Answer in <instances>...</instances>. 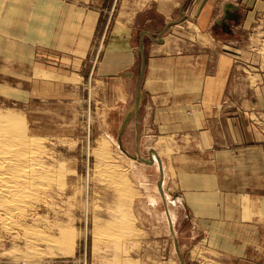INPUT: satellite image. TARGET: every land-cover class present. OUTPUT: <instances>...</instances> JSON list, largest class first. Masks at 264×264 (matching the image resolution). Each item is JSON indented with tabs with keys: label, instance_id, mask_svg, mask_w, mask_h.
Segmentation results:
<instances>
[{
	"label": "rangeland",
	"instance_id": "rangeland-1",
	"mask_svg": "<svg viewBox=\"0 0 264 264\" xmlns=\"http://www.w3.org/2000/svg\"><path fill=\"white\" fill-rule=\"evenodd\" d=\"M32 1L39 10L37 42L31 40L32 35L30 40H24V30L22 35L19 29V37L23 42L38 45L32 48V53L30 47L24 46L21 62L12 61L14 59L4 55L0 48V114L8 111L23 117L29 134L41 139L44 150L50 152L46 151L44 157L51 155L53 170L62 169L64 174L60 173L65 177L61 189V184H54L49 194L51 198H47L50 206L45 203L49 208L40 202L34 214L35 220L40 216L38 229L44 228L45 235L57 238L58 244L62 240L67 242L65 239L70 237L72 243L68 246L62 241L64 245L56 244L57 247L52 243L56 248L39 243L35 257L25 261L15 250L25 251L23 241H10L9 234H0V264H214L217 258L199 238V226L207 224L196 225L187 213L171 169V156H175L176 151L197 148H190V143L189 147L177 148V138L173 135L176 127L146 125L143 120L153 118V114L151 117L143 110L142 99L136 109L138 91L142 92L136 77L121 79L117 86L119 91L111 96L110 87L115 83L104 79L95 82L94 76H88L90 67L99 61L109 40L114 16L94 15L92 4L97 0ZM25 2L0 0V9L15 5L13 12L22 17L21 9L31 3ZM261 8L246 32L232 36V46L215 47L216 53L224 52L232 58L231 85L237 88L264 87V0ZM0 16L3 18L0 40L1 36L16 35L14 25L10 30L9 25H5L10 24L6 21L8 17ZM28 18L29 15H23L24 20ZM87 46L90 56L88 53L86 62H79V49ZM136 53L139 65L137 46ZM232 98L236 105L239 97ZM130 112L134 113L121 135V149L118 136ZM229 112L232 118H238L239 112ZM135 119L140 120L139 124ZM251 122L264 135V125L259 127L256 120ZM221 128L217 127L211 136V148L203 150L223 149ZM160 129L173 136L163 138L157 132ZM206 129L201 127L197 131ZM199 142L202 147L209 144L201 135ZM151 152L160 160L162 176ZM150 156L152 164L137 159L149 160ZM122 180L129 186L131 196L129 203L121 206L119 197L126 189ZM262 226L264 228V222ZM262 237L247 239L248 250L250 246L264 248V235ZM13 250L17 251L14 255ZM261 257L264 259V255Z\"/></svg>",
	"mask_w": 264,
	"mask_h": 264
},
{
	"label": "crops",
	"instance_id": "crops-1",
	"mask_svg": "<svg viewBox=\"0 0 264 264\" xmlns=\"http://www.w3.org/2000/svg\"><path fill=\"white\" fill-rule=\"evenodd\" d=\"M25 3L30 4L21 9L22 17L13 12L15 5L0 9L10 22L5 25L9 30L14 25L18 33L1 36L0 48L16 62H21L24 46L32 53L38 45L19 37V29L22 35L24 30V40L32 35L37 42L39 33V10L32 0ZM261 4L262 0H97L92 4L94 15L114 16V27L88 76H94L95 82L115 83L111 96L117 94L123 78L136 77L139 83L136 46L142 35V108L153 114L143 121L154 128L176 127V147L190 143V148H197L176 151L171 169L187 213L196 225L207 224L199 226V238L217 258L214 264H264V248L248 250L246 245L247 239L264 235V135L251 122L264 125V87L232 86V58L215 52L216 46H232L236 32L248 30ZM23 15H29L28 20ZM79 53V62H86L88 46ZM231 110L239 112L238 118L231 117ZM201 127L207 129L197 131ZM217 127L223 128V149L203 150L211 148ZM160 130L163 138L173 136ZM200 135L207 138V146H201Z\"/></svg>",
	"mask_w": 264,
	"mask_h": 264
},
{
	"label": "bare ground",
	"instance_id": "bare-ground-1",
	"mask_svg": "<svg viewBox=\"0 0 264 264\" xmlns=\"http://www.w3.org/2000/svg\"><path fill=\"white\" fill-rule=\"evenodd\" d=\"M42 143L41 139L29 134L23 117L8 111L0 114V234L5 236L9 234L12 237V239L8 237L10 241L15 239L23 241L22 245L25 251H20L19 248V250L16 248L15 250L19 252L13 250L12 253L14 255L15 252H17L18 254L16 255L21 256L25 261L35 257L38 245H40L39 243H44L49 247L53 244H58L57 242L59 241L57 238L52 239L49 235H45L43 232L44 228L43 230L38 229L39 224H37V221L39 222V220L37 219H39L40 216L39 218H37V216L35 220L36 214H34V212L40 207L39 203H47V205L50 206L47 198L50 197L49 194L53 192V185L59 186L61 184L59 186L61 189L65 177V175L64 177L61 175V173H63L61 171L62 169H58L56 167L57 165L55 166V168H57L56 171L53 170V163V168L51 167V155L50 158L44 157L47 150H44ZM47 153L50 152L47 151ZM48 155L49 154H47V156ZM114 180L116 181L115 176ZM55 182H58V184ZM122 182L124 183L123 186H126V181L122 180ZM130 194L131 190L127 185L125 192L119 197L120 200H122V203H120L121 206L125 202L126 204L129 203ZM47 205L45 204V206ZM42 219L41 223L45 220ZM111 226H113V224ZM58 232L60 233V231ZM60 234H63V232ZM69 239L72 240L69 237L67 240L65 239L67 242H64V240L62 241L69 246L70 243H72ZM62 241L59 242V244H61ZM54 245L52 247H55ZM15 247H13V249Z\"/></svg>",
	"mask_w": 264,
	"mask_h": 264
},
{
	"label": "water",
	"instance_id": "water-1",
	"mask_svg": "<svg viewBox=\"0 0 264 264\" xmlns=\"http://www.w3.org/2000/svg\"><path fill=\"white\" fill-rule=\"evenodd\" d=\"M138 47H139V51H140V73H139V83H138V88H140V85H141V81H142V78H143V73H144V68H145V57H144V46H143V39H142V35L140 37V40H139V43H138ZM143 98V94L142 92L138 91V99H137V102H136V109L138 108L139 106V102L140 100ZM134 112H130L128 113L123 122H122V126L120 128V132H119V136H118V143L120 145V148L122 149V146H121V135L128 123V121L130 120V118L132 117ZM123 152L129 157V158H133L132 156L128 155L124 150ZM152 154H154L155 158L157 159L158 161V166H159V169H160V174L162 176V167H161V163H160V160L158 159V157L156 156V154L154 152H151ZM134 159V158H133ZM137 159L143 163H146V164H152L153 163V158L150 156L149 157V160H145V159H142V158H139L137 157ZM160 184H161V180L159 181V187H160Z\"/></svg>",
	"mask_w": 264,
	"mask_h": 264
}]
</instances>
